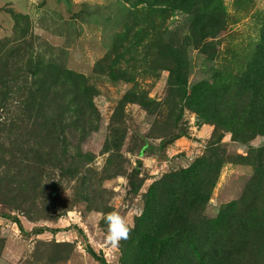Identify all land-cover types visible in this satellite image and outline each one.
Listing matches in <instances>:
<instances>
[{"label": "rangeland", "instance_id": "rangeland-1", "mask_svg": "<svg viewBox=\"0 0 264 264\" xmlns=\"http://www.w3.org/2000/svg\"><path fill=\"white\" fill-rule=\"evenodd\" d=\"M87 246L264 264V0H0V264Z\"/></svg>", "mask_w": 264, "mask_h": 264}, {"label": "clouds", "instance_id": "clouds-1", "mask_svg": "<svg viewBox=\"0 0 264 264\" xmlns=\"http://www.w3.org/2000/svg\"><path fill=\"white\" fill-rule=\"evenodd\" d=\"M100 215L106 227V245L113 250H118L121 241L130 238L132 228L129 226L127 219L119 212L100 213Z\"/></svg>", "mask_w": 264, "mask_h": 264}, {"label": "trees", "instance_id": "trees-1", "mask_svg": "<svg viewBox=\"0 0 264 264\" xmlns=\"http://www.w3.org/2000/svg\"><path fill=\"white\" fill-rule=\"evenodd\" d=\"M149 147L144 148V150L140 151V155L144 154L146 150H148ZM37 234L43 233V231L40 229L39 231L36 232ZM86 252L88 255L95 260L98 264H107L104 256L102 253L97 254L91 247L87 246L86 247Z\"/></svg>", "mask_w": 264, "mask_h": 264}]
</instances>
